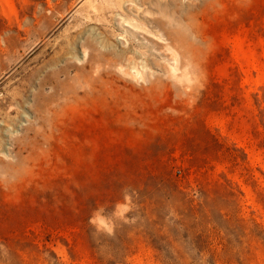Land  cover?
<instances>
[{
  "label": "rangeland",
  "instance_id": "rangeland-1",
  "mask_svg": "<svg viewBox=\"0 0 264 264\" xmlns=\"http://www.w3.org/2000/svg\"><path fill=\"white\" fill-rule=\"evenodd\" d=\"M0 264H264V0H0Z\"/></svg>",
  "mask_w": 264,
  "mask_h": 264
},
{
  "label": "bare ground",
  "instance_id": "bare-ground-1",
  "mask_svg": "<svg viewBox=\"0 0 264 264\" xmlns=\"http://www.w3.org/2000/svg\"><path fill=\"white\" fill-rule=\"evenodd\" d=\"M178 33H177V37L176 38H178L177 39V42L179 41V42H183L182 41V35H181V33H183L182 31H181V33H179V31H177ZM176 34V33H175ZM183 36H184V34H183ZM158 37H161V36H158ZM175 37V36H174ZM181 38V39H180ZM185 39V38H184ZM174 40V39H173ZM176 40V39H175ZM134 54V53H133ZM136 54V53H135ZM134 54V55H135ZM133 57V56H132ZM135 57V56H134ZM178 60H177V58H176V62H177ZM174 68H175V66H174ZM176 69V68H175ZM134 77H135V79L137 78V79H141V80H144L145 79V77H144V73L141 71V70H139V69H136V71L134 72Z\"/></svg>",
  "mask_w": 264,
  "mask_h": 264
}]
</instances>
